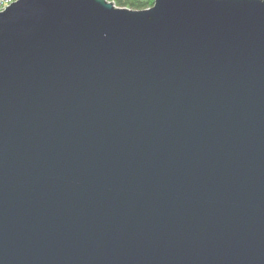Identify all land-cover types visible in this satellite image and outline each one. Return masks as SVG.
<instances>
[{
	"label": "water",
	"instance_id": "1",
	"mask_svg": "<svg viewBox=\"0 0 264 264\" xmlns=\"http://www.w3.org/2000/svg\"><path fill=\"white\" fill-rule=\"evenodd\" d=\"M0 264H264V0L0 11Z\"/></svg>",
	"mask_w": 264,
	"mask_h": 264
},
{
	"label": "trees",
	"instance_id": "2",
	"mask_svg": "<svg viewBox=\"0 0 264 264\" xmlns=\"http://www.w3.org/2000/svg\"><path fill=\"white\" fill-rule=\"evenodd\" d=\"M116 6L133 10H144L151 8L155 0H109Z\"/></svg>",
	"mask_w": 264,
	"mask_h": 264
},
{
	"label": "built area",
	"instance_id": "3",
	"mask_svg": "<svg viewBox=\"0 0 264 264\" xmlns=\"http://www.w3.org/2000/svg\"><path fill=\"white\" fill-rule=\"evenodd\" d=\"M16 0H0V11H3L8 5Z\"/></svg>",
	"mask_w": 264,
	"mask_h": 264
}]
</instances>
